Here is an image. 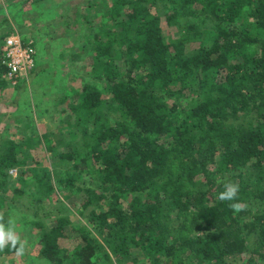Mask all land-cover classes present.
Instances as JSON below:
<instances>
[{"label": "trees", "instance_id": "1", "mask_svg": "<svg viewBox=\"0 0 264 264\" xmlns=\"http://www.w3.org/2000/svg\"><path fill=\"white\" fill-rule=\"evenodd\" d=\"M41 4V38L67 41L80 89L36 109L53 110L57 130L40 134L29 107L30 137L0 150V224L11 221L26 264H264V0H22L3 11L41 18ZM6 37L0 92L12 87ZM229 184L237 195L221 200ZM81 193L77 212L64 203ZM15 255L0 248V264Z\"/></svg>", "mask_w": 264, "mask_h": 264}, {"label": "rangeland", "instance_id": "2", "mask_svg": "<svg viewBox=\"0 0 264 264\" xmlns=\"http://www.w3.org/2000/svg\"><path fill=\"white\" fill-rule=\"evenodd\" d=\"M21 1L22 0H7L8 5L13 7V11L15 10L14 13H17L18 9L20 8ZM7 2L5 0H0V37L8 31L14 30V32L19 33L22 38L33 40L37 46L36 55L38 51L37 62L40 63L41 66L43 65V70L40 72L38 71L39 73L36 78H32L30 76L24 81V83L22 82L18 88L7 87L4 92H0V150H2L1 148L4 144L10 145L12 142L15 143V141L28 139V137H30L32 128L31 126H28L26 120L23 122L24 117H26L25 115L31 113L28 109L29 107L32 109L31 117L33 119V123L40 134H44L46 132L53 133L55 130H57V127H60L59 119L52 118L53 110L50 111L51 115H49V117L45 114H38L36 109H38L37 111L48 107L52 109V105L54 103L50 102L56 101L61 93H70L72 92L73 88L80 89V85L77 81H74L73 75L79 74L80 72L78 69L81 68V64L78 63L72 65L70 63L69 57L65 56L64 52L69 50L67 41L58 40L56 43L51 45L50 43L47 44V37L41 38L43 34L50 33V28H43V33L40 30V28H42L41 25L36 26L37 23L43 20V15H45L42 4L41 6L37 7L40 8V10H37V17L41 14V18H35L33 16L32 19L29 17L34 14V9L27 11V14L24 15V17H20L17 20H12L10 18L8 9L5 8L6 11H3V8ZM55 13L60 14L61 12L55 11ZM3 14L7 16L9 15V21L6 25L3 22ZM58 23L59 22L54 21V29H57L59 33H62L63 30L58 28ZM68 42L69 44H75L76 41L70 40ZM42 49L46 52V60H42V58H40ZM62 56H65V58L63 59ZM26 144L28 147V141ZM45 166L51 167L49 163ZM12 177L14 179L17 178L15 176ZM82 197L83 194L81 193L76 194L73 197H69L68 199L63 198V200L66 205L73 206L72 210L77 212L76 209H80ZM20 220V216L15 217L12 225L14 227L16 225L18 226ZM28 240L29 242H26V240L24 241L26 244V251L31 253L32 238H29ZM13 261L11 263L9 262L8 264H26L25 258H23L21 255L13 256Z\"/></svg>", "mask_w": 264, "mask_h": 264}, {"label": "built area", "instance_id": "3", "mask_svg": "<svg viewBox=\"0 0 264 264\" xmlns=\"http://www.w3.org/2000/svg\"><path fill=\"white\" fill-rule=\"evenodd\" d=\"M5 58L7 68L6 78L16 86L22 77L28 76L36 70V50L33 42H24L19 33L13 32L4 39ZM18 170L10 174L17 177Z\"/></svg>", "mask_w": 264, "mask_h": 264}, {"label": "clouds", "instance_id": "4", "mask_svg": "<svg viewBox=\"0 0 264 264\" xmlns=\"http://www.w3.org/2000/svg\"><path fill=\"white\" fill-rule=\"evenodd\" d=\"M238 190V186L236 185H226L225 191L220 194L219 198L221 200H232L236 197ZM232 207L236 211H240L241 209L239 204H234ZM18 242L19 237L16 235L14 228L11 226V221L8 226L0 224V248L11 245L13 248H16L17 255H22L24 253V243H19V247L17 248L16 246Z\"/></svg>", "mask_w": 264, "mask_h": 264}, {"label": "crops", "instance_id": "5", "mask_svg": "<svg viewBox=\"0 0 264 264\" xmlns=\"http://www.w3.org/2000/svg\"><path fill=\"white\" fill-rule=\"evenodd\" d=\"M14 32V30H12V31H8V32H6L7 33V36L8 35H10V34H12ZM5 33V34H6ZM41 65H40V63H38L37 62V59H36V70L35 71H33L32 73H30L28 76H26V77H22L21 79H20V81L18 82V84L16 85V86H13L12 85V87L13 88H15V87H17V86H19V85H21L22 84V82L24 83V81L25 80H27L30 76L32 77V78H36L37 76H38V73L40 72V71H42L43 69V65L40 67ZM39 71V72H38ZM35 111V110H34ZM42 115V114H41ZM50 117V116H49Z\"/></svg>", "mask_w": 264, "mask_h": 264}]
</instances>
